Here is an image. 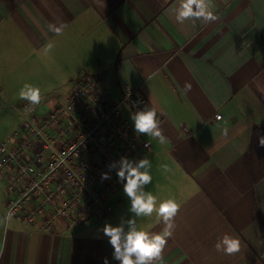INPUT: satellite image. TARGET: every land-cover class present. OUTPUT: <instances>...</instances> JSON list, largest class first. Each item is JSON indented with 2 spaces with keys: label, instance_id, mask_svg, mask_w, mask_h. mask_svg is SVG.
Returning <instances> with one entry per match:
<instances>
[{
  "label": "crops",
  "instance_id": "crops-1",
  "mask_svg": "<svg viewBox=\"0 0 264 264\" xmlns=\"http://www.w3.org/2000/svg\"><path fill=\"white\" fill-rule=\"evenodd\" d=\"M214 2L218 19L193 27L175 21L179 0H0V141L23 131L13 105L26 83L40 89L41 115L86 76L114 100L126 84L140 88L158 110L164 141L137 134L152 147L143 191L157 206L173 197L180 205L163 264H264V0ZM61 21V35L49 31ZM121 111L134 126L129 107ZM123 187L110 215L79 225L1 224L0 264H120L105 224L127 233L134 220L149 235L164 228L155 211L135 216ZM7 197L0 180V213ZM225 234L240 240L239 252L216 250Z\"/></svg>",
  "mask_w": 264,
  "mask_h": 264
},
{
  "label": "built area",
  "instance_id": "built-area-1",
  "mask_svg": "<svg viewBox=\"0 0 264 264\" xmlns=\"http://www.w3.org/2000/svg\"><path fill=\"white\" fill-rule=\"evenodd\" d=\"M123 105L133 114L149 108L140 88L126 84L114 100L94 76L77 80L67 100L45 115L28 102L14 104L23 131L0 141V178L8 194L0 217L11 212L12 219L50 231L59 219L79 225L92 215H110L112 195L126 182L117 176L120 159L138 162L152 150L122 114ZM105 172L110 179L102 180Z\"/></svg>",
  "mask_w": 264,
  "mask_h": 264
},
{
  "label": "clouds",
  "instance_id": "clouds-1",
  "mask_svg": "<svg viewBox=\"0 0 264 264\" xmlns=\"http://www.w3.org/2000/svg\"><path fill=\"white\" fill-rule=\"evenodd\" d=\"M214 0H179V6L173 9L175 21L183 24L186 20L193 22V27L197 21L211 23L218 19L215 15ZM66 25L61 21L57 26L54 23L48 24L49 31L59 36L62 34ZM53 48L52 43H48L44 48V53L48 54ZM190 87V85H186ZM19 97L28 101L29 105L35 106L41 102V93L38 87L31 84H24L19 91ZM156 108H146L145 110L136 111L132 114L131 119L134 122V130L138 134H145L150 137L158 138L164 141L160 122L157 119ZM259 145L264 146V136L259 137ZM115 164L109 165V169H114ZM151 162L145 157L138 162H133L126 157H122L119 161V169L117 176L124 183V193L130 199L131 212L137 217L151 216L155 211L159 219L164 222V228L161 232L149 235L147 231L137 230L134 227L135 221H129L132 225L130 230L125 233L122 226H112L105 224L103 233L109 238V242L114 249L113 256L120 261V264H152L157 261L163 264L162 253L167 245L168 239L172 237L175 225V217L177 216L180 205L175 198H169L159 202L157 206V197L152 193L144 192L143 186L152 182L150 174ZM166 172L171 169L167 165H162ZM102 180L110 179L107 172L102 173ZM12 213L9 212L5 216L0 217V224L11 222ZM215 248L218 252L232 255L240 251V240L228 234L217 240ZM104 264H107L105 259Z\"/></svg>",
  "mask_w": 264,
  "mask_h": 264
},
{
  "label": "rangeland",
  "instance_id": "rangeland-1",
  "mask_svg": "<svg viewBox=\"0 0 264 264\" xmlns=\"http://www.w3.org/2000/svg\"><path fill=\"white\" fill-rule=\"evenodd\" d=\"M24 102H28V101H25V100H22V101H19V103H24ZM35 106H37V105H35ZM22 122V121H21ZM0 180H2L1 178H0ZM3 181V180H2Z\"/></svg>",
  "mask_w": 264,
  "mask_h": 264
}]
</instances>
